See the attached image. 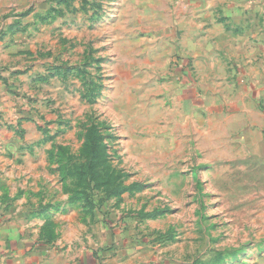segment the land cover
I'll return each instance as SVG.
<instances>
[{
	"label": "rangeland",
	"instance_id": "374dc122",
	"mask_svg": "<svg viewBox=\"0 0 264 264\" xmlns=\"http://www.w3.org/2000/svg\"><path fill=\"white\" fill-rule=\"evenodd\" d=\"M244 1L0 0V225L25 255L264 264V133L211 40Z\"/></svg>",
	"mask_w": 264,
	"mask_h": 264
},
{
	"label": "crops",
	"instance_id": "0c3cea01",
	"mask_svg": "<svg viewBox=\"0 0 264 264\" xmlns=\"http://www.w3.org/2000/svg\"><path fill=\"white\" fill-rule=\"evenodd\" d=\"M233 9L229 31L223 32L217 27L211 35L213 44L218 45L224 39L226 41L222 61L226 67L222 64L218 66L222 69L219 72L226 74L227 78L226 81L217 80V87L232 94L228 100L233 106L232 113L242 118L249 131L263 134L264 0H245L240 7L234 6ZM216 49L211 53L210 60L218 64L222 56L220 49ZM20 236L9 226L0 225V264H41L33 256L29 258L25 255L27 249ZM47 264H54V260Z\"/></svg>",
	"mask_w": 264,
	"mask_h": 264
}]
</instances>
